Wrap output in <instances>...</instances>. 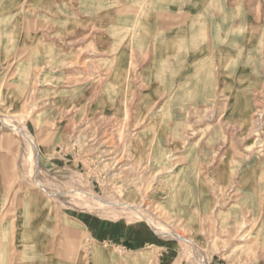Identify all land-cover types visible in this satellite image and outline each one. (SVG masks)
Returning <instances> with one entry per match:
<instances>
[{"label":"rangeland","instance_id":"374dc122","mask_svg":"<svg viewBox=\"0 0 264 264\" xmlns=\"http://www.w3.org/2000/svg\"><path fill=\"white\" fill-rule=\"evenodd\" d=\"M0 249L264 264V0H0Z\"/></svg>","mask_w":264,"mask_h":264},{"label":"bare ground","instance_id":"6f19581e","mask_svg":"<svg viewBox=\"0 0 264 264\" xmlns=\"http://www.w3.org/2000/svg\"><path fill=\"white\" fill-rule=\"evenodd\" d=\"M195 23H191L190 27H189V30H191L190 32H193V30L195 29ZM112 149V147H111ZM34 204V203H33ZM35 205V204H34ZM120 206V205H119ZM122 208H125L126 210L129 209V211H135V212H138V214L140 213L143 217L149 219L151 222L155 223V224H161V222L159 221V217L156 216L155 213H153L150 209V207H146L144 205H140V206H137V205H129V204H121ZM35 207V206H34ZM137 207V208H136ZM31 208H33V206H31ZM116 209V208H114ZM117 211V210H116ZM120 211V210H119ZM122 211V210H121ZM118 212V211H117ZM128 213V212H127ZM121 214V213H120ZM131 214V213H130ZM140 216V215H139ZM162 225V224H161ZM162 227V226H161ZM4 243V242H3ZM5 245V244H4ZM5 247V246H4ZM7 247V245H6ZM5 247V248H6ZM1 250V249H0ZM256 250V249H255ZM74 253V252H73ZM75 254V253H74ZM4 255V254H3ZM5 261H6V257H5ZM5 262H3L4 264Z\"/></svg>","mask_w":264,"mask_h":264},{"label":"crops","instance_id":"0c3cea01","mask_svg":"<svg viewBox=\"0 0 264 264\" xmlns=\"http://www.w3.org/2000/svg\"><path fill=\"white\" fill-rule=\"evenodd\" d=\"M189 1H193V0H189ZM194 1H197V0H194ZM199 1H206V0H199ZM224 1H231V2H235V1H238V0H224Z\"/></svg>","mask_w":264,"mask_h":264}]
</instances>
